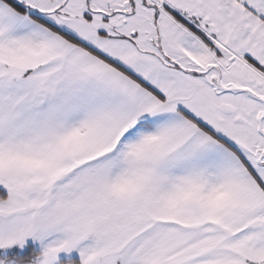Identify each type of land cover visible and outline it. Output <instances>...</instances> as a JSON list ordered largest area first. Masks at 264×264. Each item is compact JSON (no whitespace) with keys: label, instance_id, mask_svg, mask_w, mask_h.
<instances>
[{"label":"snow or ice","instance_id":"snow-or-ice-1","mask_svg":"<svg viewBox=\"0 0 264 264\" xmlns=\"http://www.w3.org/2000/svg\"><path fill=\"white\" fill-rule=\"evenodd\" d=\"M0 264H264V0H0Z\"/></svg>","mask_w":264,"mask_h":264}]
</instances>
